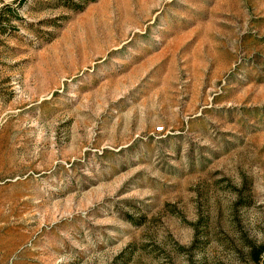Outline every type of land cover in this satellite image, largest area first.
Returning <instances> with one entry per match:
<instances>
[{
	"label": "rangeland",
	"instance_id": "1",
	"mask_svg": "<svg viewBox=\"0 0 264 264\" xmlns=\"http://www.w3.org/2000/svg\"><path fill=\"white\" fill-rule=\"evenodd\" d=\"M264 258V0H0V264Z\"/></svg>",
	"mask_w": 264,
	"mask_h": 264
},
{
	"label": "trees",
	"instance_id": "2",
	"mask_svg": "<svg viewBox=\"0 0 264 264\" xmlns=\"http://www.w3.org/2000/svg\"><path fill=\"white\" fill-rule=\"evenodd\" d=\"M260 250L256 251L255 256H252V260L255 264H264V258L260 260Z\"/></svg>",
	"mask_w": 264,
	"mask_h": 264
}]
</instances>
